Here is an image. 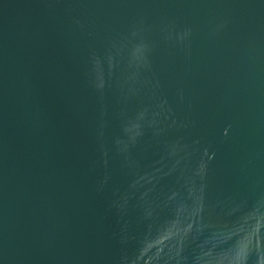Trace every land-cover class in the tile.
Segmentation results:
<instances>
[{
    "label": "water",
    "instance_id": "95a60500",
    "mask_svg": "<svg viewBox=\"0 0 264 264\" xmlns=\"http://www.w3.org/2000/svg\"><path fill=\"white\" fill-rule=\"evenodd\" d=\"M0 264H264V0H0Z\"/></svg>",
    "mask_w": 264,
    "mask_h": 264
}]
</instances>
